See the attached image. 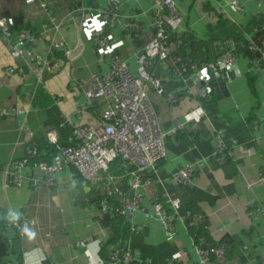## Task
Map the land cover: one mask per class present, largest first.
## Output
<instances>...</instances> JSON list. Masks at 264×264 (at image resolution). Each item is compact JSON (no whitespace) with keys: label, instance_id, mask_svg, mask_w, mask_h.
Segmentation results:
<instances>
[{"label":"crops","instance_id":"0c3cea01","mask_svg":"<svg viewBox=\"0 0 264 264\" xmlns=\"http://www.w3.org/2000/svg\"><path fill=\"white\" fill-rule=\"evenodd\" d=\"M41 1L53 11V22H48ZM155 1L120 0L119 20L106 25L98 9L108 6L109 0H0V16L22 12L27 30L45 37L36 46L43 57L49 58L55 40L65 39L74 48L70 58L59 59L60 68L53 72L52 62L41 67L13 57L10 41L0 35V111L25 109L0 115V213H5L10 235L19 234L21 264L106 261L100 249L113 236V214L101 204L100 196L107 192L102 173L85 183L77 178L78 185H74L76 171L68 167L57 174L55 187H35L30 176L40 174L36 163L20 169L24 176L21 185L13 184L3 168L26 156L32 146H38L46 160L52 159L56 152L50 150L51 130L57 133V145L73 146L79 142L78 127L101 123L106 100H90L84 89L110 69V56L94 44L93 37L100 28L105 30L136 73L137 55L156 18ZM174 1L182 22L169 30L183 45L173 59L158 65L154 60L149 68L162 80L166 92L177 96L172 104L165 94L149 89L160 128L167 134L166 156L158 175L147 171L152 183L142 190V206L126 215L136 225L123 241L133 259L128 263L112 259L107 264L200 262L192 230L176 219L170 236L153 209V198L157 194L165 197V188L180 197L181 214L190 210L205 214L207 241H231L232 259L237 264H264V183L252 185L264 170V60L258 50L249 48L250 37L259 42L264 37V0H236V4L233 0ZM131 17L141 27L137 34H127L122 26ZM251 21L259 27L249 30ZM226 53L236 57V75L222 77L225 83L220 84L214 73L210 77L213 93L207 94L206 84L196 79L203 69L200 65L215 63ZM178 57L187 64L186 70ZM218 138L224 147L221 159L213 156ZM190 165L195 167L192 179L176 182L174 172ZM119 185L129 192L127 177ZM10 212L19 213V219L11 220ZM9 258L16 264L15 257Z\"/></svg>","mask_w":264,"mask_h":264},{"label":"built area","instance_id":"2783aa9c","mask_svg":"<svg viewBox=\"0 0 264 264\" xmlns=\"http://www.w3.org/2000/svg\"><path fill=\"white\" fill-rule=\"evenodd\" d=\"M36 0H26V3H34ZM236 4V0H233ZM40 5L46 9L48 22L55 20L53 11L44 1ZM120 0H109V5L98 9L102 15L104 23L114 24L120 17ZM156 18L152 29L148 32L144 49L138 53V70L134 73L127 60L123 58L115 48L111 36L102 28L93 37V42L97 47L104 49L109 54L110 69L103 75L98 74L95 80L91 81L84 95L86 98L104 99L106 106L102 113V120L99 125L87 124L76 129L79 142L76 145L59 146L58 137L55 130L48 133L49 142L57 145V152L50 160H40L36 162L40 171L39 175H32L33 186L45 185L55 187L57 184V174L65 168H73L85 180H93L102 173L106 180L107 193L116 198V205L110 204L108 198L102 199V207L112 211L114 215H129L137 208L141 207L144 200L142 190L151 186L152 176L147 174L151 169L158 175L160 163L166 156V145L164 133L160 128L159 118L155 106L150 98L149 89L154 88L157 93L165 94L170 103L177 101L174 93L166 92L162 80L156 77L149 68L153 61L158 59L161 63H166L173 59L177 50L183 45V40L172 37L170 30L179 26L182 16L174 0H156ZM13 19L7 16H0V31L2 35L10 41L11 54L15 58H24L41 67H48L51 60L43 57L36 50L37 44L44 42L45 37L30 30H22L17 35L11 32ZM127 34H137L141 29L135 19L128 18L122 23ZM249 48L256 49L264 60V38L259 42L254 38L249 39ZM52 50L63 53L70 58L74 52L65 39L55 40L51 44ZM260 59V60H261ZM178 62L182 69H187V64ZM236 57L231 53H226L219 57L217 62H204L200 66L202 71L197 72L196 79L205 83L207 94L212 92L210 77L214 73L223 78L229 79L236 75ZM10 71H15L10 68ZM23 71V69H21ZM24 108L12 109V111L2 110L0 115L20 113ZM181 124L172 130L175 133ZM223 144L217 139L213 150V156L221 159ZM40 156L38 147H31L26 156L11 160L3 168V172L15 185H21L24 176L20 169L30 164L31 159ZM122 158V173L112 172L111 163L116 158ZM195 173L194 166H187L176 170L173 179L178 183H186L192 179ZM128 178L129 192L124 191L119 185V180ZM74 185H78L77 177L73 179ZM264 183V170L261 177L252 183ZM160 195V194H159ZM158 194L152 200V206L156 214L161 217L163 224L170 236L174 234V223L176 219L182 220L188 229L195 228L191 233L195 248L200 253L198 264H237L228 258L226 244H213L207 241L204 232L198 230L205 226V214L202 211L190 210L181 214L179 208L181 199L172 195L166 188L165 197ZM132 231L136 229L134 223L130 224ZM113 259H121L125 263L133 259L132 251L122 244L113 253ZM103 264V262H102Z\"/></svg>","mask_w":264,"mask_h":264},{"label":"trees","instance_id":"16d2710c","mask_svg":"<svg viewBox=\"0 0 264 264\" xmlns=\"http://www.w3.org/2000/svg\"><path fill=\"white\" fill-rule=\"evenodd\" d=\"M7 17H9V16H7ZM11 18L13 19V22H14L13 25L11 26V32L13 35H17L20 31L26 30L29 28V25H27L26 20H25V16L22 12H18L17 14L11 15ZM254 27H259L258 24H256L254 21H251L247 26V28L249 30H252ZM258 30L260 32H263L262 30H260V28ZM0 35L2 36L1 31H0ZM61 58H64V56L60 51L53 50L50 53L49 59L52 62L51 67H56V69L53 68V70H52L53 72H55L57 69L60 68L59 66L61 64L58 62H60L59 59H61ZM158 64H161V61L156 59L155 65H158ZM211 93H213V90ZM49 144H50L51 153L57 152V150H58L57 145L52 144V143H49ZM32 147H38V146H32ZM39 153H40V156L38 158L31 159L32 163H36L37 161H40V160H43L46 158L41 154L40 148H39ZM121 163H122V158H120V157L116 158L111 163V171L116 172L117 170H119L121 168ZM32 168H33V166H32ZM75 176H77L80 183H85V179L82 178L77 172L75 173ZM100 197L102 199L108 198V202L110 204L112 203V204L116 205V198L113 195L110 196L107 192H105ZM112 214H113V212H112ZM112 217H113V219H112V232H113L112 234H113V236L111 237V239L108 242H106L103 246H101V249H100L101 250V256L106 260L105 261L106 264L108 261L113 259L114 251L117 248H119V246H121L123 244V241L127 239V236L131 232L130 223L127 220L126 215H114L113 214ZM191 230H192V232H195L197 229L195 230V228L191 227ZM198 230L201 232V234H202V231L204 232V229L202 227ZM19 238L20 237H19L18 233L15 235H10L9 223L5 217V213L4 212L0 213V264H15L11 258L8 259V257H10V256H13V258L15 257L16 264L22 263L21 259H22L23 252L21 251ZM208 240L211 243L213 242V244H221V243L226 244V248H227V252H228V258L230 260H233L232 254L230 251V246H232L231 241L225 240V241H221V242H215L214 240H212L210 238H208ZM119 241H120L121 245H120V243H118ZM233 261H235V260H233ZM105 262H103V264H105Z\"/></svg>","mask_w":264,"mask_h":264},{"label":"clouds","instance_id":"9594fccd","mask_svg":"<svg viewBox=\"0 0 264 264\" xmlns=\"http://www.w3.org/2000/svg\"><path fill=\"white\" fill-rule=\"evenodd\" d=\"M62 53V52H61ZM63 54V53H62ZM65 57V56H64ZM51 65V64H50ZM56 145V144H55ZM19 213H12V212H10L9 214H8V216H9V218L11 219V220H17V219H19ZM25 231H28V229L27 228H25Z\"/></svg>","mask_w":264,"mask_h":264},{"label":"water","instance_id":"95a60500","mask_svg":"<svg viewBox=\"0 0 264 264\" xmlns=\"http://www.w3.org/2000/svg\"><path fill=\"white\" fill-rule=\"evenodd\" d=\"M215 78H216L215 80L217 82H219L220 84H224L225 83V80L220 75L215 76Z\"/></svg>","mask_w":264,"mask_h":264}]
</instances>
